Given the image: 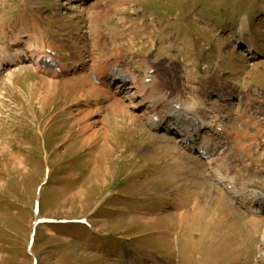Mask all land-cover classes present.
<instances>
[{"label":"rangeland","instance_id":"374dc122","mask_svg":"<svg viewBox=\"0 0 264 264\" xmlns=\"http://www.w3.org/2000/svg\"><path fill=\"white\" fill-rule=\"evenodd\" d=\"M66 2L0 0L1 64L48 49L67 70L0 73V264H264L263 218L251 223L174 132L147 130L127 99L112 104L117 95L91 89L89 77L127 63L137 83L149 75L171 98L258 128L251 109L205 99L221 66L252 94L264 89V0H89L74 12ZM249 43L259 53H246ZM251 130L229 159L240 169L234 187L264 189V135ZM40 219L54 222L32 234Z\"/></svg>","mask_w":264,"mask_h":264},{"label":"bare ground","instance_id":"6f19581e","mask_svg":"<svg viewBox=\"0 0 264 264\" xmlns=\"http://www.w3.org/2000/svg\"><path fill=\"white\" fill-rule=\"evenodd\" d=\"M66 1V3L62 4L63 8L68 12H74L78 10L80 11L82 4L85 5L89 0ZM247 26L248 24H246L245 21L240 22L238 25L239 35L237 42L243 40ZM246 53L253 55L254 53H259V51L254 44L249 43L246 46ZM22 55H19L16 61L11 60L9 64L11 63L13 65L16 62H20L19 59ZM40 57V55L30 54L29 60L33 65L37 66L36 69L42 72L46 77H55L62 71L67 73L66 68H64V70L61 67L60 70H57L55 67L38 68V61L40 60ZM106 59L108 60V58H105L104 60L107 61ZM3 62H6V58L5 60L0 59V72H2L4 68L6 69V67L1 64ZM86 63L87 61H80L78 64H81L82 67L80 65V68L77 67V70L75 71L85 70ZM127 66V63H123V65H117L113 67L102 66L96 70L91 69L89 71V77L93 81V83L89 82L91 89L97 91H103V89H105L106 93L109 94L108 96L111 94V96L117 95V100L112 103L114 105H116V103L124 104L123 100L127 99L128 103L126 105L124 104V108L127 107L134 113L142 116L144 120H147V130L149 129L150 131H157L162 128H167L169 132L174 131V133H176V135L179 137L177 142L181 145L182 149L190 151L195 148H197V150L203 149L204 154L199 155L196 152V156L199 158H204V156L208 157V159L205 161L206 168L209 170V172H211V174H213L215 181L221 185L234 198V200L236 199L237 204L243 207V209H245V211L250 215L251 219L248 220L251 223H253L254 219L263 218L264 220V189H261L254 181L246 183L248 180L244 182L246 183L245 185L235 188L234 181L236 176L239 174L240 169L238 165L233 164L234 162L229 160L234 154L233 150L235 147L233 146H242L243 142L241 138L250 134V129H254V131H256L254 134H252L253 136L264 135V90L256 89L255 93L252 94L250 89H245L244 87L238 86L237 84L240 81H236L234 76H237V74L230 71L228 67H226L228 68L226 69L225 67L221 66L222 68L216 71L217 74L215 73L214 76H208L207 85L209 87V93L206 95L207 99H205V104L211 105V100L208 99V97L210 94L216 95V97H218L225 103V105L228 106L226 108L231 109L233 108V105H237L242 112L245 111L246 108H249L252 110V113L255 116L258 115L259 117H263L259 127H248L247 130H249V132L247 133L246 129L245 132H243V129L227 125L229 122L227 121L228 117H218L209 108L207 109L205 107H198L194 102H188V100H186L187 98L184 96H176L171 98V96L161 92L159 90L160 88H157V86H159L158 83L156 86L155 80L153 79L152 81V78L149 75L146 76V78L140 83L133 81L134 76L131 74L129 69L126 68ZM105 70H107L106 73ZM115 74H118L121 77H130V79L128 78V82L131 83L133 90L131 95H122L118 97V94H120L122 89H126L128 82H125L124 84L119 82L115 86L114 91L109 89V86L112 85V79L114 78ZM226 74H231L234 76V80H230L228 78L223 79V76ZM239 95L243 96V99L245 100L244 102L240 100ZM252 95H255L259 98V100L255 99V102L259 106L254 105V108L251 107L250 104V97ZM159 107L161 108L158 109ZM247 122L248 119L240 120L241 126H244L243 124H246ZM196 156L194 157L197 158ZM257 171L260 172L261 170Z\"/></svg>","mask_w":264,"mask_h":264}]
</instances>
